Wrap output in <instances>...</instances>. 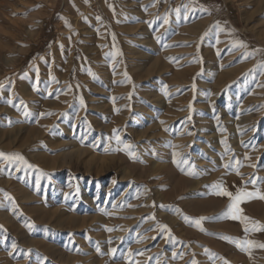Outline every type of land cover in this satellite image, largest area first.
<instances>
[{"label":"rangeland","instance_id":"374dc122","mask_svg":"<svg viewBox=\"0 0 264 264\" xmlns=\"http://www.w3.org/2000/svg\"><path fill=\"white\" fill-rule=\"evenodd\" d=\"M0 152V264H264V0H0Z\"/></svg>","mask_w":264,"mask_h":264},{"label":"snow or ice","instance_id":"6c2138e0","mask_svg":"<svg viewBox=\"0 0 264 264\" xmlns=\"http://www.w3.org/2000/svg\"><path fill=\"white\" fill-rule=\"evenodd\" d=\"M99 19V18H98ZM115 132V130H114ZM115 139L117 141L120 140L119 135H115ZM130 145H125V149H130ZM178 154L174 153V156ZM246 159H250L249 157H246ZM0 162L7 163L9 165L11 164H17V165H23L27 168H32L34 167L33 165L29 164L22 155L18 153H2L0 152ZM179 165V161H175ZM237 165V175H239L238 167L240 166L239 161H235ZM225 167H229V165H225ZM3 169H0L2 171ZM248 183H256V180H249ZM212 187L215 189H218L215 194L221 197H227L230 201V204L228 205L227 209L225 212L222 214L225 218H230L232 220H238L244 225V232L245 234H248L249 231H256V230H261L264 231V226H261L259 222L257 221H252L251 218L245 217L242 215V209L240 208L241 203L245 202L248 199L251 198H259V199H264V195H260L258 191L256 192H249L245 191L243 188H238L235 193L230 192L227 190V188L223 187L221 184L217 183L214 184ZM6 198L11 199L10 197H7V194H5ZM154 219V217H152ZM186 221H189L190 218L184 217ZM205 217H200L199 219H196L192 221V224L198 228H200L201 231H204V229L201 227V223L203 220H205ZM249 224L252 225L251 229L249 228ZM162 230H167V226H161ZM113 229H108V231H112ZM223 239H227L230 242H233L241 249V251H249L250 246H258L261 248H264V244H257L255 241L251 240H233L232 238L229 237H222ZM113 253L115 252V249L111 250ZM207 251V250H206ZM131 255V253H130ZM192 264H197L196 261H192Z\"/></svg>","mask_w":264,"mask_h":264},{"label":"bare ground","instance_id":"6f19581e","mask_svg":"<svg viewBox=\"0 0 264 264\" xmlns=\"http://www.w3.org/2000/svg\"><path fill=\"white\" fill-rule=\"evenodd\" d=\"M73 141V140H72ZM72 141H71V144H72Z\"/></svg>","mask_w":264,"mask_h":264}]
</instances>
